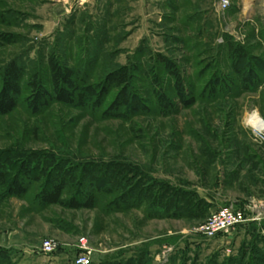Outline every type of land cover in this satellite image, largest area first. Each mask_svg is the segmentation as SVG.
I'll return each instance as SVG.
<instances>
[{
    "label": "rangeland",
    "instance_id": "obj_1",
    "mask_svg": "<svg viewBox=\"0 0 264 264\" xmlns=\"http://www.w3.org/2000/svg\"><path fill=\"white\" fill-rule=\"evenodd\" d=\"M228 1L0 0V264H264V0Z\"/></svg>",
    "mask_w": 264,
    "mask_h": 264
},
{
    "label": "built area",
    "instance_id": "obj_2",
    "mask_svg": "<svg viewBox=\"0 0 264 264\" xmlns=\"http://www.w3.org/2000/svg\"><path fill=\"white\" fill-rule=\"evenodd\" d=\"M221 10L229 6L228 0H219ZM264 141V140H262ZM254 216L246 213L245 209L235 208L232 205L222 206L210 212L209 216L196 227L197 233L205 238H229L232 230L241 223L253 219ZM39 248L44 253H51L57 250L56 244L49 240L40 241ZM77 254L74 256V264H90L92 261L93 249L88 246L84 237H79L75 243Z\"/></svg>",
    "mask_w": 264,
    "mask_h": 264
},
{
    "label": "clouds",
    "instance_id": "obj_3",
    "mask_svg": "<svg viewBox=\"0 0 264 264\" xmlns=\"http://www.w3.org/2000/svg\"><path fill=\"white\" fill-rule=\"evenodd\" d=\"M240 123L241 126L249 130L254 137L264 140V117H262L257 110L244 113Z\"/></svg>",
    "mask_w": 264,
    "mask_h": 264
},
{
    "label": "trees",
    "instance_id": "obj_4",
    "mask_svg": "<svg viewBox=\"0 0 264 264\" xmlns=\"http://www.w3.org/2000/svg\"><path fill=\"white\" fill-rule=\"evenodd\" d=\"M14 67H15V66H14ZM240 84H241V82H235V83H234V86H235V87H238ZM222 85H223V84H222ZM223 86H225V85H223ZM6 87H7V85L4 87V89H6ZM9 89H10V87H9ZM5 91H6V90H5ZM5 91H4V92H5ZM0 252L2 253V250H0Z\"/></svg>",
    "mask_w": 264,
    "mask_h": 264
}]
</instances>
